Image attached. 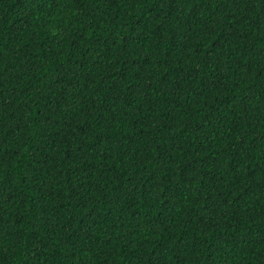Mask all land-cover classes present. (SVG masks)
<instances>
[{
	"label": "trees",
	"instance_id": "trees-1",
	"mask_svg": "<svg viewBox=\"0 0 264 264\" xmlns=\"http://www.w3.org/2000/svg\"><path fill=\"white\" fill-rule=\"evenodd\" d=\"M0 264H264V0H0Z\"/></svg>",
	"mask_w": 264,
	"mask_h": 264
}]
</instances>
